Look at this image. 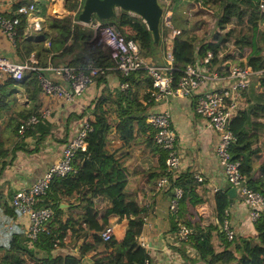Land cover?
Returning a JSON list of instances; mask_svg holds the SVG:
<instances>
[{
    "label": "trees",
    "instance_id": "trees-1",
    "mask_svg": "<svg viewBox=\"0 0 264 264\" xmlns=\"http://www.w3.org/2000/svg\"><path fill=\"white\" fill-rule=\"evenodd\" d=\"M165 3L163 0H159ZM83 0H65V7L78 15ZM170 23L178 32L172 37L173 63L170 70L174 81L187 65L212 53L209 66L228 72L234 65H263L264 0H170ZM46 0H12L9 8L0 12L18 19L14 26L13 42L19 55L32 54L35 64L45 67L64 63L87 73L92 67L113 63L98 41L91 39L93 30L76 22V15H57L47 10ZM33 4V12L18 11L17 6ZM55 13L59 6L51 4ZM204 13L211 15L202 21ZM34 15L43 17V30L37 35L27 34V24ZM115 26L127 38L134 39L141 54L159 62L160 50L165 52L163 37L167 29L160 23V40L154 45L151 31L142 18L120 9L103 21ZM204 24H203V23ZM207 24L208 34L198 37L197 28ZM162 27V28H161ZM100 45V43L98 44ZM107 52V53H106ZM236 57V58H235ZM235 61V64L232 61ZM113 73L125 88L109 87L108 75ZM44 70L27 69L20 79L8 77L0 81V117L2 111L18 105L17 94L26 104L17 106L8 117L10 136L16 139V149H24V138L50 132L52 124L40 117L24 134L18 133L20 122L31 116H40L42 102L40 76ZM249 84L240 91L247 101L237 108L230 128L236 139L229 147L232 160L238 162L240 174L247 185L264 198V75H251ZM100 87L99 93L87 106L89 128L85 135V149L78 148L72 159V169L62 176H53L35 205L49 206L52 212L43 221L34 239H29L25 226H1L5 242H0V264H83L86 256L95 264H146L147 251L138 244L147 209L140 206L139 190L132 182L146 181L151 188L166 177L168 187L181 188L177 211L170 214L172 231L180 224L191 228L187 240L196 251L199 264H264V205L253 222V235H237L227 239L220 230L224 209L228 207V193L214 194V213L202 194L203 180L191 170L179 171L172 179V170L166 164L168 150L155 141V129L147 120V110L155 103L151 96L152 77L143 68L122 73L104 69L91 77L89 84ZM88 84V85H89ZM195 110V97H192ZM0 134V168L8 147ZM68 140V139H67ZM259 162L254 167L253 162ZM170 188L165 193L170 191ZM173 195V194H171ZM238 199H241L238 194ZM206 205L203 209L198 206ZM11 207V213L18 211ZM127 221L121 239L111 235L104 239L108 226ZM217 244L213 243V236ZM82 238L74 251L68 244ZM30 241V242H29ZM220 248L215 247L216 245ZM60 248H63L60 250Z\"/></svg>",
    "mask_w": 264,
    "mask_h": 264
},
{
    "label": "built area",
    "instance_id": "built-area-1",
    "mask_svg": "<svg viewBox=\"0 0 264 264\" xmlns=\"http://www.w3.org/2000/svg\"><path fill=\"white\" fill-rule=\"evenodd\" d=\"M163 1L165 3L159 2L163 6L160 23L167 29V34L163 37L167 45L165 48V64H158L153 60H148L141 54L138 43L134 39L124 37L115 26L104 23L98 18H93L86 26L92 28L98 42L108 50L113 63L104 68L92 67L87 73H83L76 67L64 63H49L45 67L38 66L35 64V58L32 54L21 61H13L5 56H0V81L8 77L20 79L27 69H50L53 70L54 74L67 80L68 85L61 86L41 75V92L48 95L62 96L67 101H70L74 100L75 96L82 94L89 81H91V77L101 73L104 69H117L122 73H128L132 70L143 68L152 77L151 96L155 100V103L147 110V120L155 129L156 143L168 150L166 164L172 170V179L180 164L177 153V138L169 109L159 108L158 103H169L174 98H190L193 95L195 97V112L210 128L217 132L215 154L225 177L240 195L241 199H239V202L248 207L249 219L254 222L264 205V198L259 191L247 185L239 172L238 162L231 159L229 147L235 141L236 136L229 125L232 116L238 108L240 91L249 84L250 76L264 75V50L261 52L263 65L260 68L254 69L251 65L239 64L232 66L228 72H220L209 66L208 61L212 57V53L208 51L203 59L187 65L182 74L174 81L170 72L173 63L172 37L178 30L172 28L170 23L172 12L171 7L168 6V4H171L170 0L168 2ZM17 8L20 12L29 11L28 14L33 12V4L29 6L19 5ZM75 21L81 23L78 18ZM17 22L18 19L16 17L10 18L0 14V32L13 41L14 26ZM43 25V18L34 15L33 19L27 24L26 33L38 35L43 30ZM117 86L125 88L127 83L118 82ZM47 113L48 110H44L43 112L41 111L40 116L31 115L23 119L18 126V132L24 133L27 128L35 125L40 120V117L44 118ZM87 115L88 111L86 116L83 117L80 127L63 144L59 157L32 184L28 187L18 188L12 196L11 205L14 206L18 213L26 214L28 217L29 221L24 231L29 239L36 237L37 232L43 228V221L52 212V208L49 206L37 207L35 205L37 197L44 193L53 176H62L70 172L75 151L78 148L85 149V135L89 128ZM197 177L202 179L198 175ZM169 185L170 182L166 177H163L157 181L156 187L166 192L170 188L168 187ZM170 191L173 194L170 197V212L174 213L177 210V199L181 195L182 190L177 186H172ZM145 224L148 223L144 220L143 226ZM220 230L229 240L235 235V231L229 221V207L224 209V218L220 223ZM113 232V226H108L103 232L104 239H108L113 235ZM190 232V227L180 224L177 230V237L182 241L187 240ZM137 241L145 250L149 247V242L146 240L142 230L137 235ZM165 251L169 256V261L175 264L174 262H177L174 257L175 251L169 247ZM145 263L150 264L148 259L145 260Z\"/></svg>",
    "mask_w": 264,
    "mask_h": 264
},
{
    "label": "crops",
    "instance_id": "crops-1",
    "mask_svg": "<svg viewBox=\"0 0 264 264\" xmlns=\"http://www.w3.org/2000/svg\"><path fill=\"white\" fill-rule=\"evenodd\" d=\"M11 1L0 0V12L7 10L10 7L9 4ZM46 1H49L47 3V10L50 13L55 12V9L51 7L54 0ZM64 3L65 0H56L54 4L55 6L60 5L61 12L52 14L74 15L75 12L65 7ZM261 29L264 30V24L261 25ZM91 39L95 40L94 32ZM98 44H93V48L97 49L102 46ZM103 48L106 49L105 47ZM106 51L108 52L107 49ZM159 55L162 59H165L162 54ZM0 56H5L13 61H21L27 58L18 54L15 50L14 42L2 32H0ZM49 70H46L47 72L42 75L49 76L62 85H68L67 80ZM107 77V85L111 88L116 87L119 82L117 76L110 73ZM99 90L100 87L91 83L87 85V88L82 94L70 101H67L62 96L48 95L40 91L39 97L42 102L41 111L48 110L44 118L52 124L50 132L42 136H39L38 133L33 136H27L23 141L26 150L16 149L14 155H12V150L16 147V139L10 136L7 121L17 106L20 107L22 104H26L23 102L25 97L17 94V100L20 101L19 104L10 105L11 110H7V108L2 111V116L0 117V134L2 138H5L3 141L4 145L8 147V151L7 155L2 159L3 164L0 168V242H5V235L1 226H6V228H11L9 226L18 224L26 226L29 221L26 214L17 213L13 215L11 213V207L9 206H12L11 199L14 192L18 188L28 187L32 184L59 157L63 144L79 128L83 117L86 116V112L88 111L87 106L99 93ZM192 97L193 95L190 98L177 97L169 103L159 102L158 107L161 109L168 108L170 111L171 122L177 138V153L180 162L177 170L185 171L191 169L196 175L202 177V194L208 202V210L214 213V194L217 190H225L229 182L215 154L217 132L210 128L195 112ZM246 102L244 97L240 95L238 107L244 106ZM252 165L257 167L259 162L254 161ZM132 183L139 190V205H143L147 209L144 220L148 224L143 226L142 231L146 240L149 242V247L146 251L150 264H172L165 251L168 247L175 251L174 257L177 259V262H174L175 264H180V258L185 260L188 254L186 252H189L188 255L194 257V261L193 259H188L198 264L199 261L195 250L188 242L178 238L177 233L171 229L172 220L170 219L171 212L169 211L171 195L156 186L151 188L146 181L141 179H135ZM237 196L238 193L233 197L232 203L230 204L229 202L228 204L230 225L237 235H253L255 231L253 222L249 219L248 207L241 204ZM205 206H198V209L201 210ZM126 223L127 221L123 219L113 224V235L116 238H122ZM73 241L77 244L76 239ZM212 241L217 244L215 235ZM215 247L220 248L219 245Z\"/></svg>",
    "mask_w": 264,
    "mask_h": 264
},
{
    "label": "water",
    "instance_id": "water-1",
    "mask_svg": "<svg viewBox=\"0 0 264 264\" xmlns=\"http://www.w3.org/2000/svg\"><path fill=\"white\" fill-rule=\"evenodd\" d=\"M120 9L140 16L151 31L154 45H158L160 40V20L163 11V6L159 0H83L77 18L82 24L87 25L93 18H98L102 21L110 19ZM226 187L231 204L237 192L234 186L228 184ZM168 194L171 195L172 192L169 191ZM81 262L83 264H95L86 256L81 258Z\"/></svg>",
    "mask_w": 264,
    "mask_h": 264
},
{
    "label": "rangeland",
    "instance_id": "rangeland-1",
    "mask_svg": "<svg viewBox=\"0 0 264 264\" xmlns=\"http://www.w3.org/2000/svg\"><path fill=\"white\" fill-rule=\"evenodd\" d=\"M166 2H168V0H165ZM54 3H56V0H54L53 1ZM171 3V2H170ZM172 5V4H171ZM52 7V6H51ZM171 9H172V7H171ZM50 10H52V9H50ZM209 17H211V15L210 14H208V13H204V16H203V18H202V21L204 22L205 20H209L210 18ZM108 19H105V20H103V21H107ZM202 22V23H203ZM204 24V23H203ZM203 26H201V27H199V28H197V30H196V32H197V34H198V37L200 38V39H203L204 38V36L206 35V34H208V29L206 28L207 27V24L205 25V27L204 28H202ZM162 28V27H161ZM95 39L96 40H98L97 39V37H95ZM163 43H164V45H165V40H163ZM95 44V43H94ZM160 54H162V56H164L165 57V52L163 53V51H161L160 50ZM236 58V57H235ZM148 60H152L151 58H147ZM154 61V60H153ZM155 62V61H154ZM156 63H158V64H165L166 63V60L165 59H161L159 62H156ZM232 63L233 64H235V61L233 60L232 61ZM49 71H51V72H53V70H49ZM47 71L46 70H44V73H46ZM45 77H47V78H49L52 82H55V83H57V84H60V83H58L57 82V80H54V79H52V78H50L49 76H46V75H44ZM58 76V75H57ZM60 77V76H59ZM251 77H250V80H249V82L251 81ZM61 86H67V84L65 85H62V84H60ZM86 88H87V86H86ZM85 88V89H86ZM79 96V95H78ZM77 96H75V98H76ZM74 98V99H75ZM79 127H80V125H79ZM19 133V132H18ZM19 134H24V133H19ZM163 190V189H162ZM163 191H165V190H163ZM170 204H171V198H170V203H169V211H170ZM177 211V210H176ZM175 211V212H176ZM76 241H77V244H76V242H74V241H72L71 243H70V245L68 244V246H70L72 249H75L74 251H76L78 248H79V245H80V242L82 241V239H76ZM184 241V240H183ZM62 248H60V250H61ZM186 252V251H185ZM196 252V251H195ZM189 254V252H186V254ZM187 254V256L185 257V260L183 259L182 260V258H180V264H182V262H183V264H195V263H193L192 261H190L188 258H190V259H193V261H194V257H191L192 255H188ZM199 264V263H198Z\"/></svg>",
    "mask_w": 264,
    "mask_h": 264
},
{
    "label": "clouds",
    "instance_id": "clouds-1",
    "mask_svg": "<svg viewBox=\"0 0 264 264\" xmlns=\"http://www.w3.org/2000/svg\"><path fill=\"white\" fill-rule=\"evenodd\" d=\"M82 24V23H81ZM45 119V118H44Z\"/></svg>",
    "mask_w": 264,
    "mask_h": 264
}]
</instances>
